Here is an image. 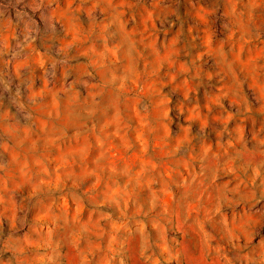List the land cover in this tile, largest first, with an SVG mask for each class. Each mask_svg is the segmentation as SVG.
<instances>
[{
  "label": "clouds",
  "instance_id": "9594fccd",
  "mask_svg": "<svg viewBox=\"0 0 264 264\" xmlns=\"http://www.w3.org/2000/svg\"><path fill=\"white\" fill-rule=\"evenodd\" d=\"M197 3L193 25L184 0H0V123L14 109L22 143L45 105L44 143L76 149L0 154V264H63L69 246L126 264L129 237L138 264H182L179 232L212 264H264V57L241 68L238 51L264 52V0Z\"/></svg>",
  "mask_w": 264,
  "mask_h": 264
},
{
  "label": "rangeland",
  "instance_id": "374dc122",
  "mask_svg": "<svg viewBox=\"0 0 264 264\" xmlns=\"http://www.w3.org/2000/svg\"><path fill=\"white\" fill-rule=\"evenodd\" d=\"M185 6L188 9L187 15L190 17L191 23L193 25L197 24L198 17L196 15V9L201 5L197 3V0H184ZM202 27V25H201ZM264 48V46H261ZM241 60L244 63L241 64V68H245L247 62L251 59H257L264 57V52L262 51H255L251 54L247 52V50L239 49ZM264 79V78H262ZM249 84L252 86L253 89L264 88V84H259L256 79L249 77ZM42 87H49L46 83L41 81ZM33 114L35 116V125L32 129V134L27 140H23L22 143L18 142V138L26 135V130L22 131L19 126L16 124L14 119V109L11 111H6L3 113L2 119L3 121H10L11 124L7 123H0V141L7 142L9 151H3L0 149V154L4 157L5 160L11 161L16 158H23L24 156L28 155L30 150L39 153L40 159L36 162L39 164L42 159H54L57 164L60 162V156L64 151H73L76 150L75 148H67L65 149L63 144L60 145H50L44 143L45 137V130L49 129L51 126L49 125V121L47 118L48 112L45 105H41L37 108L33 109ZM63 124H67L68 121L65 120L62 122ZM61 134V127L58 126L53 132L49 133V135L59 136ZM110 147L113 148L112 151V160L116 161L117 158L121 162L128 161L133 165L139 166L142 163H150V161H145L142 158V155L138 152L132 151L125 155L123 152L117 151L115 145H111ZM156 152L155 155L159 159H166V151L161 150L162 145L157 142L155 145ZM92 158V152H89L88 159ZM59 180V177L57 178ZM124 178L121 177V180ZM95 183L92 180H86L85 191L91 189L94 191L97 196L96 199H100L105 191V181L103 178L97 176L95 177ZM74 196L77 194H73ZM140 196H143L144 193H139ZM35 204V201L33 202ZM60 204L64 205L70 212H71V202L70 201H59ZM108 208L102 209V211H107ZM75 215V213H72ZM82 215H87V210L85 209L84 212L81 213ZM260 227H264V221H260L258 225ZM179 232V229H178ZM179 237L181 239L182 248L181 251L183 253L181 259L182 264H212L210 259H207L204 254L202 248L199 247L197 243V237L193 233L191 236H186L182 232H179ZM107 239V238H105ZM134 248H135V241L132 240L130 237L128 238L123 252L126 253V264H138L137 257L134 255ZM113 255L118 259V253L114 248ZM117 259H114L112 264H117ZM63 264H77V258L75 255V251L73 248L66 247L63 251Z\"/></svg>",
  "mask_w": 264,
  "mask_h": 264
}]
</instances>
